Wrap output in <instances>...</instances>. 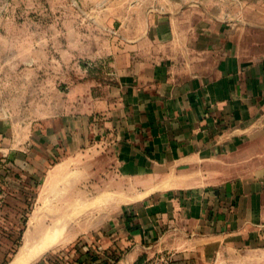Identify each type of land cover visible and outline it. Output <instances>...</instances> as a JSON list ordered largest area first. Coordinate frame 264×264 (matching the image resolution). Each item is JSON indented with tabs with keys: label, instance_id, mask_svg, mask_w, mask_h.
I'll return each instance as SVG.
<instances>
[{
	"label": "crops",
	"instance_id": "1",
	"mask_svg": "<svg viewBox=\"0 0 264 264\" xmlns=\"http://www.w3.org/2000/svg\"><path fill=\"white\" fill-rule=\"evenodd\" d=\"M249 2L99 0L122 38L103 79L69 85L60 116H0L17 192L65 180L85 218L104 214L72 221L67 251L31 264H264V52L244 47Z\"/></svg>",
	"mask_w": 264,
	"mask_h": 264
},
{
	"label": "rangeland",
	"instance_id": "2",
	"mask_svg": "<svg viewBox=\"0 0 264 264\" xmlns=\"http://www.w3.org/2000/svg\"><path fill=\"white\" fill-rule=\"evenodd\" d=\"M239 9L245 13L239 25L250 34L246 51L252 55L264 52V0H250ZM113 10L114 5H99V0H0V116L15 124L60 116L67 111L69 85L89 76L103 79L113 47L122 41L108 17ZM3 159L0 155V264H7L18 253L28 234L33 243L47 229L56 228L58 236L45 254L66 252L82 231L66 227L72 221L82 222L85 199L68 195L71 188L65 180L45 181L35 196L33 191L22 195L15 189L18 167ZM79 161L74 160L76 171ZM142 183L138 181L137 186ZM78 184L77 188L90 187L93 193L94 187H108L112 181ZM135 184L121 181L120 186L129 190ZM102 218L104 214L91 211L84 220Z\"/></svg>",
	"mask_w": 264,
	"mask_h": 264
},
{
	"label": "bare ground",
	"instance_id": "3",
	"mask_svg": "<svg viewBox=\"0 0 264 264\" xmlns=\"http://www.w3.org/2000/svg\"><path fill=\"white\" fill-rule=\"evenodd\" d=\"M63 221L62 224L64 223ZM55 229H47L46 232L33 243L30 240L32 237H30V234H28L25 239L26 241H24L25 243L22 245L18 253L11 259V261H9L8 264H31L35 259H37L41 254L45 253L51 246H53L57 242L58 233ZM37 234L38 230H35L34 235Z\"/></svg>",
	"mask_w": 264,
	"mask_h": 264
},
{
	"label": "built area",
	"instance_id": "4",
	"mask_svg": "<svg viewBox=\"0 0 264 264\" xmlns=\"http://www.w3.org/2000/svg\"><path fill=\"white\" fill-rule=\"evenodd\" d=\"M141 264H169L168 260L163 257L149 258L143 261Z\"/></svg>",
	"mask_w": 264,
	"mask_h": 264
}]
</instances>
